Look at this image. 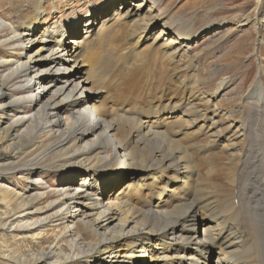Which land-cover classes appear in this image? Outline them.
Masks as SVG:
<instances>
[{"label":"bare ground","instance_id":"bare-ground-1","mask_svg":"<svg viewBox=\"0 0 264 264\" xmlns=\"http://www.w3.org/2000/svg\"><path fill=\"white\" fill-rule=\"evenodd\" d=\"M129 6L125 14L116 12L100 26V18L92 14L85 32L74 20L71 25L47 27L38 37L47 7L39 0H0V146L4 145L0 148V197L11 214L0 231L12 232L24 241H38L56 222L61 227L55 246L41 247L27 256L9 252L0 259L13 264H138L147 260L150 264H206L203 261L217 250V264H264V137L251 132L256 140L250 142L252 152L242 153L241 175L233 179L232 199L220 203L214 193L203 192L205 183L196 182L194 161L184 155L181 145L176 148L177 142L168 139L163 130L175 123L182 105L174 108L167 103L160 116L141 119L120 116L113 108V96L100 72L102 51L97 42L107 38L114 24L136 22L137 27H147L143 32L162 26L152 43L162 42L161 46L177 52L192 44L188 34L169 35V24L154 23L153 6ZM134 16L137 20L129 21ZM72 32L75 38L69 40ZM262 94L260 80L249 97L259 109L264 107ZM88 101L94 103L93 111ZM197 109L195 106L191 114H197ZM215 110L200 111L205 137L200 150L209 160L217 158L213 156L218 148L232 158L235 146L246 139L249 129L246 122H232L217 130L219 115ZM125 111L120 110L129 115ZM130 112L137 116L140 111L130 106ZM38 137L50 141L37 149L33 141ZM73 166L92 174L82 177L78 186L68 170L54 193L55 200L45 208L36 207L47 197L43 192L47 188L34 175ZM122 167L145 175L104 202L102 189L115 180L117 185L121 183ZM101 171L106 176H98ZM115 171V177L109 178ZM20 172L28 176V184L21 191L9 189L4 183L7 176ZM173 184H181L193 196L190 202L180 201L167 208ZM181 198L186 199L185 195ZM206 212L208 216H204ZM199 223L204 227L203 237H197ZM58 245L69 253H58Z\"/></svg>","mask_w":264,"mask_h":264},{"label":"rangeland","instance_id":"rangeland-1","mask_svg":"<svg viewBox=\"0 0 264 264\" xmlns=\"http://www.w3.org/2000/svg\"><path fill=\"white\" fill-rule=\"evenodd\" d=\"M39 1L47 7L48 11L40 21L41 30L37 34L38 37L43 35L47 27L71 25L74 20L85 32L83 29L92 14H97V18H100L97 22L100 26L101 21L109 16L112 17L116 12L125 14L131 3H143L146 7H152V4L156 3L152 11L153 22L157 19L154 23L169 24L171 27H168L169 35L188 34L192 40L190 48L177 52L175 48L167 47L166 49L161 46L162 42L152 43L162 26H156L153 30L143 32L147 27H137L136 22L121 21L114 24L107 38L104 39L105 41L97 42V49L103 53L99 52L102 56L100 72L105 81V87L113 96L111 98L113 108L120 116L135 119H141L146 115L160 116L164 112L163 106L167 103L176 106L174 108L182 105L179 108L181 113L177 114L175 123L171 124L172 126L165 125L163 130L168 139L177 142L176 148L181 145L179 148L181 150L184 148L186 151L184 155L192 162L194 161L193 165L197 171L196 182L198 180L199 184L201 181L205 183L203 192L214 193V199L220 203L223 200H229L234 193L235 177L241 175L242 153L253 150L250 142H254L256 138L252 137V133L259 138L264 137V107L259 109L256 100H249L251 90L260 80L264 97V0ZM7 11L8 9L5 8L4 12L7 13ZM145 11H142L140 15H143ZM135 20H137L135 16L129 19V21ZM73 33L69 40L75 38ZM146 38H148L147 42L138 44V41H145ZM261 71H263V75L261 73L263 78L262 76L258 78ZM128 83H131L134 88L132 86L130 88L121 87ZM159 105H161V111L158 110ZM194 105L198 108L197 114L196 112L191 114L195 109ZM130 106H135L140 111L136 113L137 116H130ZM124 108L129 115L120 112ZM214 109L219 115L217 130L228 128L232 122L238 124L246 122L244 125L249 129H246L248 132L246 139L239 141L235 146L232 158L218 148L213 156L217 158L209 160L206 152L203 149L200 150L205 137L202 136L200 127L203 120L199 116L201 112ZM167 132L171 135L168 136ZM49 141L46 137H38L33 142L36 148L40 149ZM3 147L4 145L0 146L2 149ZM252 155L254 156L255 152ZM73 167L80 169H73ZM73 167H68L63 171L38 172L34 175L33 178H39L47 188L42 190L47 197L41 199L36 207L45 208L48 202L55 200L54 193L61 186L62 180L67 178L65 175L68 170L69 174H74V176H69L73 177L72 179L78 186L84 181L81 180L82 177H90L92 174L84 167ZM104 171H101L98 176H106ZM116 173V171L113 172L109 178H114ZM121 174L123 179L120 184L117 185L118 180H115L108 189H102L104 202L111 200L121 188L127 187L131 182L139 181V178L145 175L142 172H127L123 167ZM6 179L4 183L9 186V189L21 191L28 184V176H24L21 172L9 175ZM96 182L97 180L92 186H95ZM100 182L101 179H99ZM149 182L151 183L152 180ZM180 186L181 184L171 186L170 191L174 190L171 193L173 198L167 202V208L179 204L180 201L188 203L193 198ZM184 195L186 199L181 200ZM203 195L207 196V193ZM200 197H198L199 200ZM154 201L151 199V202ZM7 210L0 197V226L7 220L9 214ZM204 216H208V213L206 212ZM60 228L56 222L40 234L43 239L38 241L31 239L24 241L16 237L17 235L13 236L12 232L0 231V255L10 252L19 256H27L31 252H39L41 247L47 249L55 246L58 242L57 238L61 235ZM196 232L197 237L204 236V227L201 223L197 225ZM62 246L56 247L58 253L68 254L70 250ZM219 257V251L216 250L203 262L217 264ZM97 263V261L94 262V264ZM0 264L13 263L0 259ZM138 264H150V262L140 261Z\"/></svg>","mask_w":264,"mask_h":264}]
</instances>
